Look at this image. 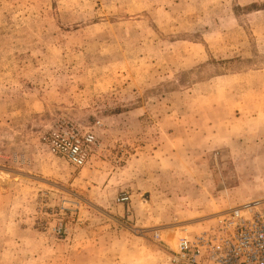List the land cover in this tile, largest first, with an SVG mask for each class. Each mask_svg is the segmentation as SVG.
I'll list each match as a JSON object with an SVG mask.
<instances>
[{
    "label": "rangeland",
    "instance_id": "rangeland-1",
    "mask_svg": "<svg viewBox=\"0 0 264 264\" xmlns=\"http://www.w3.org/2000/svg\"><path fill=\"white\" fill-rule=\"evenodd\" d=\"M260 198L264 0H0V264H173Z\"/></svg>",
    "mask_w": 264,
    "mask_h": 264
},
{
    "label": "built area",
    "instance_id": "built-area-1",
    "mask_svg": "<svg viewBox=\"0 0 264 264\" xmlns=\"http://www.w3.org/2000/svg\"><path fill=\"white\" fill-rule=\"evenodd\" d=\"M41 139L51 154L66 158L74 167L84 166L97 144L92 129L66 117L57 118ZM171 262L264 264V198L231 207L207 230L180 236Z\"/></svg>",
    "mask_w": 264,
    "mask_h": 264
}]
</instances>
